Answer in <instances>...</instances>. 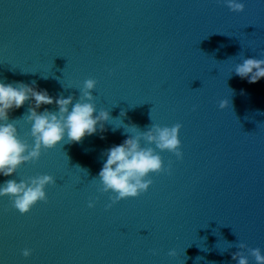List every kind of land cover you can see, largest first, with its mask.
I'll return each instance as SVG.
<instances>
[{
  "label": "water",
  "instance_id": "1",
  "mask_svg": "<svg viewBox=\"0 0 264 264\" xmlns=\"http://www.w3.org/2000/svg\"><path fill=\"white\" fill-rule=\"evenodd\" d=\"M239 2L242 13L225 0H0V82L35 81L67 98L94 79L97 111L113 118L103 133L0 175V185L56 180L26 215L0 198V264H236L238 243L264 255V78L249 84L233 72L264 59V0ZM31 103L9 113L30 144ZM151 123L181 125L182 159L160 152L170 174L107 208L111 193L93 180L102 153L128 138L126 125Z\"/></svg>",
  "mask_w": 264,
  "mask_h": 264
},
{
  "label": "clouds",
  "instance_id": "2",
  "mask_svg": "<svg viewBox=\"0 0 264 264\" xmlns=\"http://www.w3.org/2000/svg\"><path fill=\"white\" fill-rule=\"evenodd\" d=\"M225 4L233 13L244 11V4L239 0H225ZM260 54L264 55V51ZM233 72L241 79H247L249 84H255L264 78V59L244 58L241 63L236 64ZM96 83L94 79L85 80L82 87L77 89L78 97L69 95L65 98L61 94L53 98L46 90H37L35 81L31 85L23 82H0V175L13 176L21 166L35 164L42 151L52 150L65 140L69 144L81 143L86 136H92L98 130L103 133L106 130L105 123H109L113 118L109 111H97L96 98L92 94ZM30 101L33 103L29 105L22 119L30 125L28 136L31 144L27 139L20 137L16 127L20 119L9 120L12 110L19 109ZM53 104L57 111H49L47 108L42 112L38 111L41 106ZM227 106V101L219 103L221 110ZM124 115L121 111L120 116ZM126 128L124 132L128 138L102 153L106 161L98 177L93 178L99 181L97 191L100 194L111 193V203L107 208L121 200L138 198L146 193L153 183L148 178L150 175L170 174L171 164L164 166L160 152L172 153L177 160L183 156L180 151V124L161 127L151 123L146 131H138L140 128L135 124H128ZM115 130L116 128H113V131ZM101 138L103 139V136ZM55 183L56 180L46 174L19 182L16 179H8L0 185V198L7 197L15 211L26 215L37 203L48 202L45 189ZM94 206L93 201L88 203L89 208ZM235 246L239 251L232 253L231 258L236 264H249V257L255 264H264V255L259 248L249 249L244 243ZM31 254V250L27 248L21 253L25 259ZM152 254L155 255L156 252L153 251ZM175 255L174 250L168 252L169 257Z\"/></svg>",
  "mask_w": 264,
  "mask_h": 264
}]
</instances>
